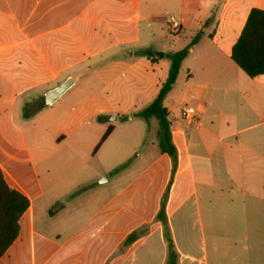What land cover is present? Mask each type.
<instances>
[{
    "label": "crops",
    "instance_id": "obj_1",
    "mask_svg": "<svg viewBox=\"0 0 264 264\" xmlns=\"http://www.w3.org/2000/svg\"><path fill=\"white\" fill-rule=\"evenodd\" d=\"M13 2L15 7L0 6V79L18 89L11 104L28 92L34 95L23 109L39 94L43 99L37 110L27 112L30 118L23 116L18 122L14 111L0 101V167L7 183L30 201L19 221V236L0 264H167L168 249L158 218L163 204L178 264H264V74L249 77L231 57L251 10H264V0ZM22 9L28 13H21ZM169 18L179 23V33L166 36L182 49L202 33L164 100L171 127L183 135L178 143L172 137L178 151L176 168L161 153L120 192L105 196L90 215L82 217L77 211L76 218L61 220L59 228H46V216L49 223L62 219L71 206L82 205L95 184L90 175H81L80 163L86 158L75 145L64 156H47L45 147L60 148L92 121L113 128L108 139L118 125L114 119L122 113L96 97L73 98L85 85L95 87L96 82L111 80L135 64L140 66V95L151 102L167 79L160 78L166 52L157 57L153 44L172 27ZM38 29L51 33L57 44L64 33L74 34L76 50L87 51L88 64L105 66L103 72L89 73L82 86L68 76L66 80H74L71 89L76 86L73 93L62 99L69 89L46 108L41 107L45 95L66 80L42 93L48 66L40 63L38 76L21 63L25 51L16 47L20 35ZM136 48L148 52L138 59L124 56ZM183 68L184 86L174 91ZM180 99L193 110L194 121L178 120L182 119ZM32 128L48 130L50 143L32 138ZM100 142L93 154L103 145ZM160 161L170 167L162 200L160 190L150 189L147 181L155 178V173H149ZM128 163L121 172L133 168V160ZM113 178L109 175L106 182ZM77 191L80 194L61 202L63 195Z\"/></svg>",
    "mask_w": 264,
    "mask_h": 264
},
{
    "label": "rangeland",
    "instance_id": "obj_2",
    "mask_svg": "<svg viewBox=\"0 0 264 264\" xmlns=\"http://www.w3.org/2000/svg\"><path fill=\"white\" fill-rule=\"evenodd\" d=\"M11 1V3H8L7 0H0V6L6 8L8 6L15 7L14 0ZM21 13H28V10L22 9ZM35 31L36 32H33L31 35H20L16 41V47L21 50L24 49L25 51V54H21L22 56L20 55V58H22L21 63H24L26 67L28 66L35 70L38 76L40 75L41 66L44 68L46 65L48 66V77L46 79L42 78V80L45 79L48 82L44 84L45 88L42 90V93L59 86L68 76L76 78L78 86H82L88 80L89 73L96 71L101 72L104 70V65L88 64L86 59L88 54L83 48L82 50H76L74 34L64 33L62 39H60V42L57 44L55 39L52 38L53 36L51 33L46 34L39 29ZM178 33L179 32H174L170 28L169 30H166L165 35L160 41H156L153 44L158 53L166 52L162 59L163 69L160 72V78L163 80L168 76L170 66L168 52H176L183 48L181 45H174L173 40L168 39L166 35H176ZM45 36L48 38L46 43ZM144 52V50L136 48L131 50V53L129 52L124 56H134V58L138 59L140 55L144 54ZM153 61H158V59L153 56ZM57 62L58 65L56 66ZM164 65H168V67L164 68ZM139 67L133 64L130 71H123L120 75H116L115 78L106 80L105 82H96L95 87L93 84L85 85L73 98L74 100H87L96 97L99 101L115 105L122 113L120 114L119 119H117V115H113L112 118L116 117L113 122L118 120L117 128L95 154H93L94 149L100 142L101 137L108 127H102V125L96 121H92L83 128L81 131L82 133L79 134V136L77 135L74 138H70L71 141L62 145L60 148L54 149L49 145L45 147V153L47 156H64L69 154L72 144L73 146L75 145L80 153L86 158L85 163H80L81 175H90L92 183L95 184L93 187L94 190H92L94 192L88 194V196L82 201V205L77 204L71 206L62 219L49 223V216H46V228H59L63 223L61 220L76 218L77 211L82 213V217H84L85 213L90 215L96 210L99 202L102 201L105 196H114L116 193L120 192L126 184L140 173L143 168L146 170L147 166L156 156L159 157L161 155L158 145L157 131L159 126L157 119L152 118L150 120H145L140 115L141 111L148 106L150 102L148 99L140 95L139 81L137 80L140 75ZM185 80L186 71L185 68H183L177 82V87L174 91L182 89ZM0 82V101L4 108L14 111L16 122L23 120L24 110L28 113H32L39 108L40 102L43 99L42 94H39L37 98L32 99V102L29 104H25V109H23L24 103L27 100H30L34 93L28 92L19 96L16 98V103L11 104L18 89L11 84L9 85V83L2 79H0ZM162 85L163 83L160 85V88ZM75 88L76 86L62 99L73 93ZM186 104L188 105L186 101L180 99L177 106L178 108H182ZM107 117L108 116H106V119H108ZM98 120L102 119L99 118ZM178 120H182V123L185 121L183 117L182 119L178 118ZM171 131L172 137L176 139L175 141L177 143L180 139L181 141L183 140L182 133H177L172 127ZM30 136L34 139L49 143L51 139L50 132L45 129L38 131L32 128ZM89 147H92L91 150ZM130 159L133 160V168L127 172L119 171L121 173L116 174L117 172L115 170L121 167V165L128 163ZM130 165L131 163L125 168H128ZM153 173H155L154 180H147V178H145V180L149 181L148 186L150 189L158 188L161 193L166 186L168 176L170 175V167L163 161H160L159 164L150 170L149 174L152 175ZM109 175L115 178L109 182L100 183L104 177H108ZM151 181L153 182L151 183ZM131 193L132 191L126 194L125 197H129ZM72 195L66 193V195H63L64 199H61V202H67ZM165 196L164 193H161V200L165 199ZM135 201H139V199H136Z\"/></svg>",
    "mask_w": 264,
    "mask_h": 264
},
{
    "label": "trees",
    "instance_id": "obj_3",
    "mask_svg": "<svg viewBox=\"0 0 264 264\" xmlns=\"http://www.w3.org/2000/svg\"><path fill=\"white\" fill-rule=\"evenodd\" d=\"M202 37V33L197 34L184 49L169 53L170 67L166 81L160 88L157 96L146 106L140 113L145 120L152 118L158 121V145L162 154L168 155L173 162V169L176 168L178 151L174 145L171 131V121L169 113L164 106V100L168 93L176 83L182 62L188 56L190 49ZM148 51H145L147 54ZM232 60L243 70L249 77H256L264 74V10L254 8L251 10L247 22L242 33L233 46ZM29 115L24 112V118L28 119ZM113 128L110 127L101 139L102 144L111 134ZM129 163L122 165L117 169H124ZM77 191L71 197L80 194ZM30 206L29 199L20 191L12 188L6 181L3 171L0 167V259L13 245L19 236V221L23 214ZM59 206H55L54 210H58ZM159 220L163 224V232L168 249L167 264H178V253L172 238L171 230L165 214V205L163 204L158 215Z\"/></svg>",
    "mask_w": 264,
    "mask_h": 264
},
{
    "label": "water",
    "instance_id": "obj_4",
    "mask_svg": "<svg viewBox=\"0 0 264 264\" xmlns=\"http://www.w3.org/2000/svg\"><path fill=\"white\" fill-rule=\"evenodd\" d=\"M157 57H162V53H159ZM74 85V80L72 78H69L66 80L63 84H61L59 87L49 91L45 97L44 101L42 102L41 107L46 108L48 106H51L54 104L60 97H62L69 89L72 88ZM108 180V177H104L101 180V183H104Z\"/></svg>",
    "mask_w": 264,
    "mask_h": 264
},
{
    "label": "built area",
    "instance_id": "obj_5",
    "mask_svg": "<svg viewBox=\"0 0 264 264\" xmlns=\"http://www.w3.org/2000/svg\"><path fill=\"white\" fill-rule=\"evenodd\" d=\"M168 20L171 23L172 30L174 32H178L179 31V23L175 19H173V18H169ZM181 115L186 120H189V121H194L195 120V115H194L193 110L189 106H187V105H185L182 108Z\"/></svg>",
    "mask_w": 264,
    "mask_h": 264
}]
</instances>
